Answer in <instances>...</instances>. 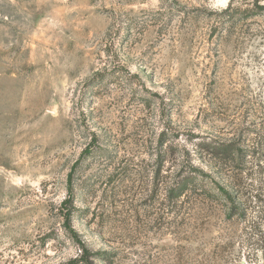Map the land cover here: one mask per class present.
I'll list each match as a JSON object with an SVG mask.
<instances>
[{"label":"rangeland","instance_id":"374dc122","mask_svg":"<svg viewBox=\"0 0 264 264\" xmlns=\"http://www.w3.org/2000/svg\"><path fill=\"white\" fill-rule=\"evenodd\" d=\"M0 264H264V0H0Z\"/></svg>","mask_w":264,"mask_h":264},{"label":"trees","instance_id":"16d2710c","mask_svg":"<svg viewBox=\"0 0 264 264\" xmlns=\"http://www.w3.org/2000/svg\"><path fill=\"white\" fill-rule=\"evenodd\" d=\"M216 149V148H215ZM91 146L86 147L84 150H82V152L80 153V156L78 158V160L74 163V165L72 166L70 172L68 173L67 176V191H68V199L64 200L61 204V215L62 218L64 220V227L71 233V237L74 240H77V235L76 233L73 231L70 221H71V193H72V177H73V173L75 170V167L77 166L78 162L87 154L91 153ZM218 151H221L220 153H226L228 152V150L226 149H219ZM194 179L191 177H186V178H182L179 181H176L171 192L172 195L174 196V198H179L181 197L184 193H186V191L188 190V188L190 187V185L193 183ZM80 250H81V255L80 258H82L84 256L85 253H87V248L83 245L80 244Z\"/></svg>","mask_w":264,"mask_h":264}]
</instances>
